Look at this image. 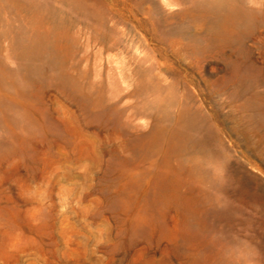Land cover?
Segmentation results:
<instances>
[{
  "label": "rangeland",
  "instance_id": "374dc122",
  "mask_svg": "<svg viewBox=\"0 0 264 264\" xmlns=\"http://www.w3.org/2000/svg\"><path fill=\"white\" fill-rule=\"evenodd\" d=\"M0 264H264V0H0Z\"/></svg>",
  "mask_w": 264,
  "mask_h": 264
}]
</instances>
